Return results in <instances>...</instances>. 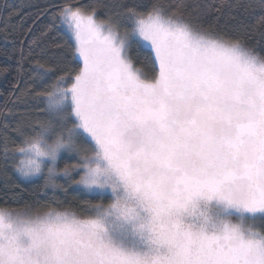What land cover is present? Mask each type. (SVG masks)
I'll return each instance as SVG.
<instances>
[{
    "label": "snow or ice",
    "instance_id": "6c2138e0",
    "mask_svg": "<svg viewBox=\"0 0 264 264\" xmlns=\"http://www.w3.org/2000/svg\"><path fill=\"white\" fill-rule=\"evenodd\" d=\"M190 7L255 6H51L48 30L74 41L76 67L21 94L41 100L46 119L17 123L18 144L0 135V157L45 188L62 175L90 199L83 216L0 208V264H264V51L229 35L241 22L205 26ZM256 26L264 38V12ZM36 63L44 83L52 69Z\"/></svg>",
    "mask_w": 264,
    "mask_h": 264
},
{
    "label": "trees",
    "instance_id": "16d2710c",
    "mask_svg": "<svg viewBox=\"0 0 264 264\" xmlns=\"http://www.w3.org/2000/svg\"><path fill=\"white\" fill-rule=\"evenodd\" d=\"M66 2L88 5L96 0H0V135L7 131L10 139L17 144L21 138L12 131L17 123L23 121L35 125L38 121L46 119V114L42 111L43 102L34 98V95L21 94L26 90H51L50 86L55 83L56 77L64 74L62 69L66 71L76 67L71 60L73 41L62 29L48 30L52 23L51 6ZM230 2L235 3L236 0ZM245 2L254 5V9L244 12L235 8H223L217 12L209 8L206 15H199L192 7L188 10L205 26L234 27L238 21L241 22L247 27L241 28L238 33L230 30L229 35L238 34L248 46L264 51V38L256 26L257 18L264 12L261 8L264 0ZM187 3L218 5L220 0H187ZM9 13L12 14L10 18ZM98 19H104L103 9L99 11ZM45 32L46 35L43 34ZM56 45L62 47L57 48ZM132 55L136 58L134 52ZM37 61L52 69L51 75L45 77L44 83L37 75L40 72ZM142 61L143 57L137 59V67H143ZM5 124L8 125L7 130L4 128ZM62 163L63 160H60V164ZM73 178L77 179L78 176L73 174ZM85 199L90 197L77 191L71 181L61 188L49 189L44 187L43 178L24 180L14 170L11 161L5 164L0 157V208L20 210L28 205L33 208L51 205L84 215L81 205ZM93 202L107 203L100 200Z\"/></svg>",
    "mask_w": 264,
    "mask_h": 264
},
{
    "label": "rangeland",
    "instance_id": "374dc122",
    "mask_svg": "<svg viewBox=\"0 0 264 264\" xmlns=\"http://www.w3.org/2000/svg\"><path fill=\"white\" fill-rule=\"evenodd\" d=\"M73 43H74V41H73ZM21 138V137H20ZM63 160V163L62 164H60V160L58 161V166H57V171H58V173L59 172H61L62 170H63V168L65 167V164H73V163H76L77 162V159L76 158H73V159H62ZM20 176V175H19ZM21 177V176H20ZM22 179H24V180H32V179H36V178H32V179H26V178H24V177H21ZM40 178H43V176H41ZM79 178V177H78ZM77 178V179H78ZM43 181H44V178H43ZM56 183L58 184V185H60L61 187L64 185V184H66V183H68V180H66L62 175H58L57 177H56ZM61 187H58V188H61ZM57 188V189H58ZM49 189H51V188H49ZM58 210H65V209H62V208H57ZM78 214V213H77ZM78 215H80V214H78ZM80 216H83V215H80Z\"/></svg>",
    "mask_w": 264,
    "mask_h": 264
},
{
    "label": "crops",
    "instance_id": "0c3cea01",
    "mask_svg": "<svg viewBox=\"0 0 264 264\" xmlns=\"http://www.w3.org/2000/svg\"><path fill=\"white\" fill-rule=\"evenodd\" d=\"M20 210H22V209H20Z\"/></svg>",
    "mask_w": 264,
    "mask_h": 264
}]
</instances>
